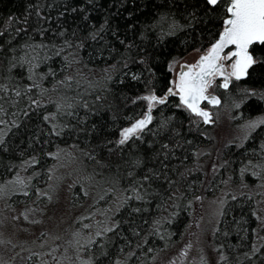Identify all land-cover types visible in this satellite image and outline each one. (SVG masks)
<instances>
[{
  "label": "snow or ice",
  "instance_id": "6c2138e0",
  "mask_svg": "<svg viewBox=\"0 0 264 264\" xmlns=\"http://www.w3.org/2000/svg\"><path fill=\"white\" fill-rule=\"evenodd\" d=\"M64 3L65 7L56 12L57 22L65 18L59 27L48 23L53 17L43 9H59L60 5L42 3L41 0L29 3L23 16L16 13L8 15L3 27H0V53L3 54L0 55V74L6 73L0 75V114L9 115L6 109L11 104L16 109L12 115L17 117L0 119V125L4 126L0 127V152L10 154L14 151V146L6 139L12 134L10 130L13 126H24L22 122L31 124L29 115L34 109L42 112L40 125L35 126L34 134L27 141L32 155L25 156L21 151L23 158L10 161L6 166L12 168L13 174L0 182V198L15 193L25 197L35 195V200L19 215L27 221L30 214L43 213L45 209L36 205L42 197L52 201L56 195L58 185L52 181L54 178L63 179L56 176V171L64 153V148L59 145L52 151H45L44 147H51L52 138H59L66 132H87L91 134L89 149L83 154L95 158L106 150L107 159L116 162L115 171L106 181L110 186L105 190V198L112 195L114 200L109 201L103 211L92 207L86 216L76 217L73 225L85 218L92 221L97 214L103 220L72 227L61 259L55 260L54 264H63L64 261L67 264H99L96 259L98 255L108 259L109 264H130L128 257H134V251H139L141 256H146L155 264L163 249L150 247L145 253L142 246L146 247L151 237L157 236L165 241V249L170 248L172 232L166 225H172L182 206L190 209L194 202L202 200L201 196L195 195L188 199L196 183L189 182L190 173L203 172L205 180L211 184L205 172V162L200 158L211 157L213 149L191 147L195 141L192 138L184 139L186 129L188 133L195 130L201 138L216 139L210 137L205 126L217 125L223 114H227L232 122L239 118L242 122L236 125L238 135L229 139L227 144L240 147L260 134L259 147L251 153H259V156L255 161L249 159L241 165L240 187L247 186L245 172H250L264 187V108L247 118L241 111L233 114V109L239 110L241 106L251 111L253 98L256 107L264 104V83L260 87L244 84L246 79L254 76L264 81V0H161L160 3L153 0L155 10L146 14L145 23L134 27L125 21L122 30L118 25H113L111 15L107 13L98 26L92 23L85 28L82 22L91 20L89 10L95 0L75 6H69L74 0H64ZM96 7L98 9L99 6ZM69 12L81 14V19L74 22L76 27H72L66 18ZM126 15L131 17L132 12ZM13 24L19 26L14 27ZM165 48L169 51L161 59L160 53ZM181 48L185 52L183 57L172 55L173 51ZM83 49H89L90 55L99 54L112 59V63H105L100 75L93 81L84 80V74L80 71L81 67L87 66L81 55ZM54 59L60 60L59 68L55 70L47 67ZM60 73L63 76L56 79ZM126 80L127 85L124 84ZM73 82L79 89L75 95L71 92ZM82 83L88 84L87 91L99 94H93L91 100L84 99L81 95L85 92L80 87ZM110 84L113 86L110 87ZM133 84L142 86V90L134 95L129 91ZM114 88L125 89L121 96L133 106L134 111L124 117L122 126L116 123L117 115L113 113V122L109 127L117 129V134L109 138V135L99 134L104 131L99 121L91 126L86 122L90 115L112 108L104 101ZM25 99L27 104L18 107ZM137 103L141 105L138 110L135 109ZM47 108L53 110L48 111ZM81 110L85 111L84 116L79 115ZM92 138L99 142L91 143ZM157 144L159 148H156ZM184 146L189 147L196 159L191 167H183L188 159L187 156L183 157L178 170L176 165H172L171 158L177 157L175 150ZM226 146L221 142V147L215 149L216 156L207 161L212 178L230 162L220 159L223 155L221 148ZM44 157L55 158L56 163L44 168L41 165ZM169 172L174 178H168ZM231 179L229 176L223 183L227 184ZM161 180L172 189L167 195V189L162 184L157 187ZM39 184H43V188ZM181 187L184 191H181ZM224 191L227 195V190ZM84 195H88L87 190H84ZM243 195L245 193L240 192L229 199L235 201L237 196ZM226 203L224 198L217 201L216 224L224 215ZM152 204L156 206V214L151 216L150 222L143 218L139 224L130 219L128 221L133 223L131 237L138 238L134 250L132 239L125 238L126 242L120 248L123 255H117L112 260L109 256L113 247L111 241L124 235L122 225L126 221L120 218L122 210L131 209L129 218L137 213L149 215ZM169 208L172 211H168ZM252 214L261 223L257 228L250 229V246L241 252L236 248L226 251L225 245L213 244V249L219 250L217 264H231L233 253L235 264L264 261V218L255 211ZM189 224L199 228L200 219L189 221ZM212 231L215 233L217 228L214 226ZM225 232L227 234V229ZM188 235L194 234L189 232ZM39 243L43 246L46 241ZM125 246L130 249L128 252L123 251ZM59 247L53 243L47 250L55 254ZM193 248L198 252L190 260ZM31 258L32 253H29ZM0 264L11 262L0 260ZM37 264L43 262L38 261ZM139 264H145V261L141 260ZM162 264H209V259L196 234L195 242L191 239L185 241L178 251L171 253L170 258L162 260Z\"/></svg>",
  "mask_w": 264,
  "mask_h": 264
},
{
  "label": "trees",
  "instance_id": "16d2710c",
  "mask_svg": "<svg viewBox=\"0 0 264 264\" xmlns=\"http://www.w3.org/2000/svg\"><path fill=\"white\" fill-rule=\"evenodd\" d=\"M42 3H57L60 5V8H53L48 9L45 8L43 11L45 13H50L53 17L52 21H49L48 23L51 24L53 27H59L60 23H63L65 18H60L59 22H57L56 12L58 10H62L65 7L64 0H41ZM155 3H160L161 0H154ZM29 3H36V0H0V27H3L5 18L12 14L16 13L17 15L23 16L25 13V9ZM79 3H87V0H74V3L69 6H75ZM99 6L98 9L96 6ZM154 4L153 0H95V4L93 7L89 10V16L91 17L90 21L82 22L87 28L89 24L95 23L99 24L100 21H102L105 18V14H109L112 17V23L114 26H119L121 30L123 29V25L125 21L127 23L133 24L134 27L141 26L146 21V14H149L150 11H154ZM127 12H132V16L128 17L126 15ZM67 20L72 25V27H76V24L74 23L77 20L81 19V14L79 12L77 13H71L69 12L67 14ZM33 23H35V17H33ZM13 26H19L13 24ZM67 26V25H66ZM38 38V37H37ZM6 39V37H5ZM180 39H183V37H180ZM2 42V41H0ZM178 43V41H177ZM168 49L165 48L163 52L160 53L161 59H163V56L168 53ZM189 51H191L189 49ZM180 55L184 56L185 52L183 49H179L178 51H173L172 55ZM0 55H3L0 53ZM81 55L85 58L84 64L87 65L85 67H81L80 71L84 74L83 79L86 81H93L96 76L100 75V69L105 65V63H112V59L108 58L107 56L101 57L99 54L96 55H90L89 49H83L81 50ZM60 65V60L54 59L52 63H49L47 67H51L54 70L58 69ZM41 70H44L43 68ZM75 69H73L74 71ZM157 71H161V69H157ZM0 75H6V73L0 74ZM63 76V73H60L56 76V79H60ZM2 82V80H0ZM49 83H51L49 79ZM264 83L261 79H258L256 76H254L252 79H246L244 81V84L247 86H253V87H260L261 84ZM124 84L127 85L128 81H124ZM113 85L110 84V87ZM81 88L85 89L84 93H81L83 95L84 99L91 100L93 97V94H99L87 91L88 84L82 83L80 85ZM142 90V86L139 84H133L132 88L129 89L131 91V94H137L139 91ZM79 89L77 88V85L75 82L72 84L71 92L73 95H75ZM124 88H114L113 92L107 96V99H105V104H111V109H102L99 114H92L89 116V120L86 122L89 126L93 123H97L98 121L103 124L104 131L102 133H99L100 135H109V138L111 136H115L117 134V129L109 127V125L113 122L112 121V115L113 113H116L117 120L116 123L121 125L124 122V117L128 114L134 111L133 106L129 105L121 96V92H124ZM7 99V98H5ZM253 105L251 106L252 110L250 111L248 107L241 106L240 111L243 112L244 116L249 115H256L262 108H264V104H261L260 107L255 106V100L253 98ZM23 104H27V100H23L21 105H18V107H22ZM141 105L137 103L135 105V109H139ZM46 110L52 111L53 108H47ZM6 111H8L9 115L5 116L3 114H0V119H8L11 120L13 118H17L16 116H13L12 113L16 112V109L12 108L11 104L7 106ZM80 116L85 115V111L81 110L79 112ZM40 116H42V112H38L35 109L30 113L29 118L31 120V124H28L27 122H22L24 126L16 125L13 126V128L10 130L12 134L8 136L6 139L9 141L10 144L14 146V151L10 154H4L3 152H0V180H2L7 175H10L12 173L11 167H6L9 165L10 161H17L23 157L20 156V152L24 151L25 156L32 155V150L29 148V145L27 143L29 136L34 134L35 132V126L40 125ZM83 127V125H81ZM208 128L209 126H205ZM210 134V131H209ZM89 133L85 132L83 134H76L71 133L68 134L67 132L65 135L59 137V138H52V145L51 147H44L45 151H52L55 149L56 145L61 146L64 148L65 152H74L75 153V159L76 164L79 166L78 172L83 174L87 173L90 174V178L99 180L101 182H106L111 175L112 172L115 171L116 162L114 160L109 161L107 159V151L105 150L103 154L98 153L95 158H89L83 154L84 151H88L89 149V139H90ZM211 137V136H210ZM194 139L195 143L191 147H205L209 144L210 138L204 137L201 138L200 134L196 132L195 130H192L190 133H188L186 129V135L184 136V139ZM98 139L92 138L91 143H98ZM260 144V134L258 133L256 137L251 138L250 140L245 141L244 145L240 147H236L234 144L229 145L224 150V157L226 160H229L232 164L234 163V172L240 171L241 165L246 163L249 159L257 158L259 156V153H256V155H252L251 153L259 147ZM156 148H159V144L156 145ZM83 150V151H81ZM177 152V157L171 158L172 165H176L178 170L180 168V160L183 159V157L187 156L188 159L184 161L183 167H191L192 161L196 159L190 152L188 146L181 147L179 149L175 150ZM252 151V152H251ZM52 157H44L41 160V165L44 168H47L48 165H51ZM97 161H103V164L97 163ZM229 162V163H230ZM109 164H111V167H109ZM151 166V165H150ZM222 172L224 168L221 169ZM246 177L248 181L252 180L254 181L256 177H252L250 172H245ZM169 179L174 178L173 174L169 172L168 175ZM203 178V172L201 173H190V179L189 182L195 181V186L197 183L201 182ZM162 184L167 191L165 192V195H167L169 192L172 191L171 188H168L167 184L161 180L157 187ZM89 186H86V190L89 189ZM110 185L107 183V187ZM198 186V185H197ZM196 186V188H197ZM92 187V186H91ZM73 191L78 195V197H86L84 195L85 188L83 187V190L80 188L79 183H73ZM195 189V188H194ZM105 190L106 187L103 188V190L98 193L97 199L95 202L102 201L106 202L111 200L113 197L112 195H107L105 198ZM181 191H184V188L181 187ZM247 196V197H245ZM245 197V198H244ZM12 199V196H10ZM253 198L252 195H249L248 193H245L243 196H237V199L235 201L228 199L227 203L224 206V215L221 220V224L217 228V231L214 233L213 236V242L215 244H223L225 245L226 251H231L232 248L239 249L241 252L246 251L247 247L251 244L250 237L252 236V233L250 232L251 228H255V220L256 216H254L252 213L253 211L256 212V208L253 204ZM94 201V200H93ZM155 204H152L151 206V212L149 215H143L140 213L133 214L129 218V212L131 209L128 210H122L123 215L120 217L122 220H125L126 223L122 225V231L124 233L123 236L115 237L112 239L111 243L113 247L111 248L109 252V256L113 260V258L121 253L120 248L121 245L125 244V238L132 239V246L134 250V246L138 243V238H132L130 235V229L133 226V223L128 222L129 219L132 222H135L136 224H139V221L141 218L148 220L150 222L151 216L156 214L155 211ZM188 208H185L182 206L181 212L176 217V220L172 222V225L166 227H169V229L173 232L172 239L178 237L180 232L182 231L183 226L185 225L186 221L188 220L189 214L187 212ZM168 211H172L171 208L168 209ZM177 223V225H176ZM227 229V234L225 230ZM239 229V231L237 230ZM145 230L146 226H145ZM164 241L160 240L159 237L153 236L151 237L150 241L148 242L147 246H142V250L146 252L147 247L149 246H163ZM98 247V245H97ZM130 249L125 246L123 251L128 252ZM139 252V251H137ZM96 259L99 261V264H107L109 263L108 259L103 258V256L98 255ZM231 264H235V254L230 257ZM263 261H259L258 264H262Z\"/></svg>",
  "mask_w": 264,
  "mask_h": 264
},
{
  "label": "rangeland",
  "instance_id": "374dc122",
  "mask_svg": "<svg viewBox=\"0 0 264 264\" xmlns=\"http://www.w3.org/2000/svg\"><path fill=\"white\" fill-rule=\"evenodd\" d=\"M237 111H240V109H233V114ZM221 112L223 113L224 110L221 109ZM247 117L248 116H244V118ZM241 122L239 118H237L235 122H232L229 120L227 114H223L221 121L217 125L209 126L210 136L216 139L210 138L209 144L205 147L213 149L212 156H205L200 159L205 162V172L208 173L211 184L207 183L203 173L202 181H204V183H197V188L195 186V189L190 191L188 199H191L192 196L195 195L201 196L202 200L194 202L191 208L187 209L189 214L188 220L178 237L174 240L171 238L172 244L170 248H164L165 241L163 246L147 247L145 253H147L150 247H159L163 249L160 258L155 264H162V260L170 258L171 253L178 251L179 247H181L185 241L191 239L195 242L196 234L199 235L200 245L204 248L205 254L209 259V264H217V253L219 250L213 249V244L215 243L213 242L214 233L212 229L214 226L218 228L221 224L222 217L220 218L219 224L215 223L216 212L218 210L217 201L221 198L227 201L230 196L237 195V193H251L257 215L264 218V187L258 184L257 178H255L254 181H248L244 173V180L247 186L241 188L240 171L234 172V163L232 164L230 162L227 166L223 167V172L222 170L218 172L215 178L211 177L210 165L207 163L208 160L216 156L215 149L221 147V142L227 146L221 148L223 155L220 159L226 160L224 157V150L231 145L227 144V141L238 135L236 125ZM0 127L4 126L0 125ZM69 153H72V155H69ZM257 158L251 160L255 161ZM75 161V153L73 151H64L56 171V176L63 177V179L61 181L54 178L52 181V183L58 185L56 195L52 201H47L45 197H42L41 202L36 206L44 208L45 211L43 213L37 212L34 215L30 214V218L27 221L22 215H19V213L25 207L30 206L31 201L35 200V195L25 197L22 194L15 193L12 195V199L10 197L0 198V220H2V222H0V260L6 262L10 261L11 264H37L38 261L43 262V264H54L55 260L61 259V253L64 252L66 246L65 242L69 240L72 227L78 228L82 224H88L90 222L95 224L96 221L103 220V217L97 214L92 221L85 218L82 221H76L73 225V221L76 220L77 216H86V212L90 211L92 207L103 211L104 206L108 204L109 201L114 200L113 196L109 201L102 202L104 200L102 199L99 203L95 202V204H93V200L97 199L98 193H100L104 187L107 188V183L90 178V174L84 172L83 174L82 172L79 173V166ZM51 162V164L56 163L55 158H53ZM216 162L219 164L220 161L217 160ZM12 174L13 172L0 180V182L9 179ZM229 176L232 177L229 183H223ZM41 179H43V177H41ZM73 181H79L78 183L82 190L83 187L86 190L87 185L92 186H89L87 190L88 195L86 197L79 198L73 191ZM38 186L43 188V184H39ZM224 190H227V195ZM13 217H15V219H13ZM195 219H200L199 228L196 227L195 224H189V221ZM37 220H39V222H33ZM255 223V228L261 223V220H258L257 216ZM189 232L194 235L189 236ZM45 233H47V235H45ZM181 233L184 234L183 237ZM55 237H60V239H54ZM41 240L46 241V244L41 246L39 243ZM53 243L60 245V247L55 250V254L47 250ZM197 252L198 249L193 248L189 259L191 260L192 257L196 256ZM29 253H32L31 259H29ZM36 253H43V255L37 256ZM117 255H123V253ZM116 256L113 260H115ZM128 260L130 264H139L141 260H144L145 264H153L152 261L147 260L146 256H141L140 252L137 251H134V257H128ZM63 264H67V262L64 261ZM262 264H264V261Z\"/></svg>",
  "mask_w": 264,
  "mask_h": 264
}]
</instances>
